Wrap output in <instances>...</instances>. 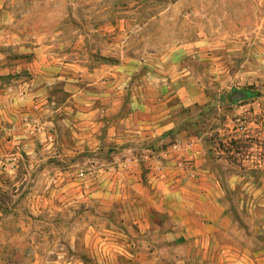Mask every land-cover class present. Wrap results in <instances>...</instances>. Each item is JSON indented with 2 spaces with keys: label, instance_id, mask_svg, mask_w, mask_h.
Wrapping results in <instances>:
<instances>
[{
  "label": "crops",
  "instance_id": "obj_1",
  "mask_svg": "<svg viewBox=\"0 0 264 264\" xmlns=\"http://www.w3.org/2000/svg\"><path fill=\"white\" fill-rule=\"evenodd\" d=\"M75 28L77 34L81 27ZM90 29L93 34L74 36L73 47L65 49V39L27 35L0 5V173L9 161H41L46 181L32 196L48 203L55 189L49 178L59 181L64 174L49 161L87 147L93 160L108 146L138 149L126 160L130 170L124 163L90 173L96 195L113 196L115 174L139 186V198L129 196L135 212L130 209L123 222L121 250H111L116 264L118 255L127 264H190L194 258L201 264H264V244H258L264 220L229 219L215 167L226 158L182 117L184 110L210 103L203 82L215 75L172 58L163 64L155 56H115L108 39L113 27ZM88 39L96 48L91 53L84 47ZM247 173L238 169L237 189L248 195L251 215L264 218V173ZM127 192L133 193L131 184ZM245 204L241 200L240 209Z\"/></svg>",
  "mask_w": 264,
  "mask_h": 264
},
{
  "label": "rangeland",
  "instance_id": "obj_2",
  "mask_svg": "<svg viewBox=\"0 0 264 264\" xmlns=\"http://www.w3.org/2000/svg\"><path fill=\"white\" fill-rule=\"evenodd\" d=\"M0 5L12 11L27 35L65 39V49L73 47L74 36H89L91 26L107 23L113 27L108 39L115 56H155L166 60L163 64L172 58L196 73H213L203 82L210 103L184 110L183 120L226 158L215 167L226 190L229 219L264 220L251 215L248 195L237 189L238 169L255 177L264 173L246 162L257 146L264 149V0H6ZM76 26L81 27L77 34ZM89 41L84 47L91 53L96 48ZM233 90L256 96L234 103ZM241 105L250 109L240 110ZM240 124L247 135L237 133ZM137 150L108 146L93 160L87 147L80 155L67 152L66 159L49 161L64 174L59 181L49 178L55 189L48 203L32 196L33 188L46 181L39 173L43 163L9 161L0 173V264H116L111 250H121L123 222L130 209L135 212L129 196L139 198V186L115 174L113 196L96 195L90 173L129 164L126 160L137 157ZM130 184L133 193L127 192ZM241 200L246 202L242 209ZM118 256L121 264L128 263ZM189 263L201 264L200 258Z\"/></svg>",
  "mask_w": 264,
  "mask_h": 264
},
{
  "label": "built area",
  "instance_id": "obj_3",
  "mask_svg": "<svg viewBox=\"0 0 264 264\" xmlns=\"http://www.w3.org/2000/svg\"><path fill=\"white\" fill-rule=\"evenodd\" d=\"M238 130L242 134H248L247 133V128L240 124L238 127ZM256 152L254 154H249L247 156L246 162L248 163L249 166H251L254 169H258L259 171L264 172V149L263 146H257L256 147ZM188 164H191V160L187 161Z\"/></svg>",
  "mask_w": 264,
  "mask_h": 264
},
{
  "label": "water",
  "instance_id": "obj_4",
  "mask_svg": "<svg viewBox=\"0 0 264 264\" xmlns=\"http://www.w3.org/2000/svg\"><path fill=\"white\" fill-rule=\"evenodd\" d=\"M250 96V93L246 90H233L232 100L234 103L240 102Z\"/></svg>",
  "mask_w": 264,
  "mask_h": 264
},
{
  "label": "trees",
  "instance_id": "obj_5",
  "mask_svg": "<svg viewBox=\"0 0 264 264\" xmlns=\"http://www.w3.org/2000/svg\"><path fill=\"white\" fill-rule=\"evenodd\" d=\"M252 95H253V96H252ZM250 96H251V97H255V96H256V94H250Z\"/></svg>",
  "mask_w": 264,
  "mask_h": 264
}]
</instances>
